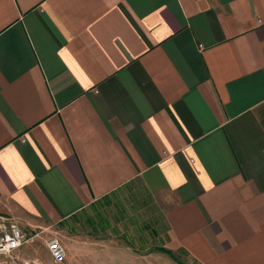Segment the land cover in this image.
<instances>
[{
  "label": "crops",
  "instance_id": "crops-1",
  "mask_svg": "<svg viewBox=\"0 0 264 264\" xmlns=\"http://www.w3.org/2000/svg\"><path fill=\"white\" fill-rule=\"evenodd\" d=\"M0 215L43 264H264V0H0Z\"/></svg>",
  "mask_w": 264,
  "mask_h": 264
},
{
  "label": "built area",
  "instance_id": "built-area-1",
  "mask_svg": "<svg viewBox=\"0 0 264 264\" xmlns=\"http://www.w3.org/2000/svg\"><path fill=\"white\" fill-rule=\"evenodd\" d=\"M41 234L42 231L28 233L10 216L0 215V264H9L6 258H15L17 250L33 242ZM45 244L54 262H65L67 250L58 237H50L45 241ZM36 264L40 263L36 261Z\"/></svg>",
  "mask_w": 264,
  "mask_h": 264
},
{
  "label": "rangeland",
  "instance_id": "rangeland-1",
  "mask_svg": "<svg viewBox=\"0 0 264 264\" xmlns=\"http://www.w3.org/2000/svg\"><path fill=\"white\" fill-rule=\"evenodd\" d=\"M41 235L38 236L37 238H35V240L33 242H31L32 245L29 243L31 246L34 247L33 249H27L26 248L25 252L22 251V255H21V257H19V259L14 258L15 259L14 262L11 261V259H10L11 264H36V261H38V263H40V264L43 263V261L41 259L42 258L41 253L44 249H47V248H46V244L42 240L38 239L41 237ZM25 247L26 246H24L22 249H24ZM67 254L71 255L70 252L69 253L67 252ZM157 255H158V258H156V260H153L152 264H179L178 261L182 262L183 264H199L196 261H194L193 259L189 258L184 251H179L176 253V259H178V261L172 257L176 261L174 263L169 262L168 258L169 259H171V258H170V256L168 257V255H166V254H165V256L160 254V253H158Z\"/></svg>",
  "mask_w": 264,
  "mask_h": 264
},
{
  "label": "trees",
  "instance_id": "trees-1",
  "mask_svg": "<svg viewBox=\"0 0 264 264\" xmlns=\"http://www.w3.org/2000/svg\"><path fill=\"white\" fill-rule=\"evenodd\" d=\"M158 250H160V251H164V252L170 254L175 260L178 261V259H176V255H174L171 251H169V250H167V249H165V248H158ZM178 263H179V264H183L182 262H179V261H178Z\"/></svg>",
  "mask_w": 264,
  "mask_h": 264
}]
</instances>
